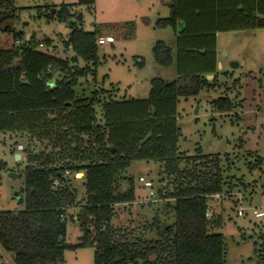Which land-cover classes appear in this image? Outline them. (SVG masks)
I'll use <instances>...</instances> for the list:
<instances>
[{
  "label": "trees",
  "instance_id": "1",
  "mask_svg": "<svg viewBox=\"0 0 264 264\" xmlns=\"http://www.w3.org/2000/svg\"><path fill=\"white\" fill-rule=\"evenodd\" d=\"M94 1L76 4L90 6ZM169 9L170 15L156 25L169 26L175 33L176 78H152L145 99L101 102L95 91L90 98L77 96L78 79L93 69L71 67L49 39L39 46L31 34L20 46L0 49V133L27 132L46 148L26 156L20 200L24 209L0 211V249L10 253L13 264H59L69 219L79 223L80 245H94V264H224L223 235L209 231L213 224L205 215L208 197L220 193L224 185L219 161L212 155L179 151L176 103L180 96L212 87L217 32L264 28V0H170ZM57 17H71L66 5ZM70 28L65 47L96 66V34L74 24ZM152 56L160 66L172 62L163 41L155 42ZM137 64L143 66V60ZM52 73L60 75L54 85ZM208 74L213 75L211 80L206 79ZM243 77L240 88L246 95L233 103L223 94L214 107L234 112L243 123L237 146L250 154L264 144V123L257 132L254 124L256 117H264V84L256 74ZM99 105L100 120L95 109ZM255 133L260 136L254 144ZM248 138L251 148L245 149ZM135 160L157 161L165 174L186 181L168 194L175 199L174 221L159 227L155 240L111 225L114 205L134 200L133 179L123 172ZM189 163L197 165L190 168ZM208 164L211 167L205 170ZM3 168L5 163L0 162ZM79 173L84 188L80 202L71 180ZM71 208L77 211L69 213Z\"/></svg>",
  "mask_w": 264,
  "mask_h": 264
},
{
  "label": "rangeland",
  "instance_id": "2",
  "mask_svg": "<svg viewBox=\"0 0 264 264\" xmlns=\"http://www.w3.org/2000/svg\"><path fill=\"white\" fill-rule=\"evenodd\" d=\"M169 1L95 0L88 6L76 4L77 0H12L10 4L0 0V16L4 17L0 24V49L20 46L29 34L42 45L49 39L68 57L71 67L93 69L78 79L74 87L77 96L90 98L95 91L101 102L109 98L145 99L152 78L165 81L176 78L175 33L169 26L156 25L158 19L170 15ZM63 5L68 7L69 19L57 17ZM73 24L96 34V66L65 47ZM14 35H18V44ZM100 38L104 43L98 42ZM156 41H163L170 48L169 66L154 62L152 48ZM216 52L219 65L212 87H203L196 95L177 99V125L181 132L178 148L190 156L202 153L219 161L224 185L218 199L208 198L212 210L209 221L213 224L209 231L223 235L224 264H264V144L247 154L237 146L243 123L236 119L234 112H218L214 107L215 100L223 94L233 103L246 95L240 86L247 72L256 74L264 84V28L218 32ZM141 60L143 66L137 64ZM52 74L53 78H60ZM95 109L100 120V105ZM263 123V115L256 117V132L263 130ZM258 135H252V143L257 142ZM246 142L245 149L252 144L249 138ZM17 144L23 146L22 151L17 150ZM44 150L45 142L31 139L27 132L0 133V162L5 163V168L0 169V211L24 209L20 200L24 168L28 164L26 156ZM16 153L22 158L15 160ZM196 165L189 163L188 167ZM208 165L205 170L210 169ZM123 175L133 179L134 200L114 205L111 225L137 238L155 240L159 227L174 221L175 199L168 194L183 187L186 181L165 174L162 165L152 160L132 161ZM139 176L151 181V186L145 187ZM80 177L77 174L71 179L77 186L79 202L84 198ZM238 209H243L242 215L237 214ZM76 211L71 208L68 212ZM81 236L78 221L67 220L59 264H94V245L89 242L80 245ZM0 264H13L10 253L1 249Z\"/></svg>",
  "mask_w": 264,
  "mask_h": 264
},
{
  "label": "built area",
  "instance_id": "3",
  "mask_svg": "<svg viewBox=\"0 0 264 264\" xmlns=\"http://www.w3.org/2000/svg\"><path fill=\"white\" fill-rule=\"evenodd\" d=\"M17 43L19 42V40H17L16 41ZM98 42L99 43H104L103 42V39H98ZM39 46H42V43H40L39 44ZM16 148H17V150H23V146L21 145V144H17L16 145ZM138 180L140 181V182H142L143 183V185L145 186V187H150L151 186V181H149V180H145L144 179V177H142V176H139V178H138ZM209 197H214V198H216V199H218L219 197H220V193H215V194H212L211 196H209ZM208 197V198H209ZM253 213H256V211L254 210L253 211ZM237 214L238 215H242L243 214V209H238L237 210ZM205 215H206V217H210L211 215H212V210H211V207H210V205L207 203V209L205 210ZM76 217L74 216V219H75Z\"/></svg>",
  "mask_w": 264,
  "mask_h": 264
},
{
  "label": "water",
  "instance_id": "4",
  "mask_svg": "<svg viewBox=\"0 0 264 264\" xmlns=\"http://www.w3.org/2000/svg\"><path fill=\"white\" fill-rule=\"evenodd\" d=\"M182 27V23H179L178 24V28L180 29ZM236 64H234L233 66H235ZM213 78V75L212 74H208V75H206V79H208V80H210V79H212ZM56 80H57V78H54V80H53V82H52V85H54V82H56ZM15 160H19L20 158H21V155L20 154H18V153H16L15 154Z\"/></svg>",
  "mask_w": 264,
  "mask_h": 264
},
{
  "label": "crops",
  "instance_id": "5",
  "mask_svg": "<svg viewBox=\"0 0 264 264\" xmlns=\"http://www.w3.org/2000/svg\"><path fill=\"white\" fill-rule=\"evenodd\" d=\"M217 33H218V32H217ZM30 35H31V34H29L27 38H29ZM216 35H217V34H216ZM17 40H18V39H16V41H17ZM16 41H15V43H17ZM18 43H19V42H18ZM18 43H17V44H18ZM216 60H217V52H216ZM217 63H218V65H219V61H218V60H217ZM148 92H149V91H148ZM21 158H22V157H21ZM21 158H20V159H21ZM78 175H81V174H78Z\"/></svg>",
  "mask_w": 264,
  "mask_h": 264
}]
</instances>
